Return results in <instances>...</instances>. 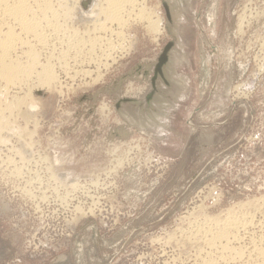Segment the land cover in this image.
I'll return each mask as SVG.
<instances>
[{"label":"rangeland","instance_id":"obj_1","mask_svg":"<svg viewBox=\"0 0 264 264\" xmlns=\"http://www.w3.org/2000/svg\"><path fill=\"white\" fill-rule=\"evenodd\" d=\"M90 4L13 30L56 75L4 95L28 119L0 99V264H264V0H137L97 31Z\"/></svg>","mask_w":264,"mask_h":264},{"label":"bare ground","instance_id":"obj_2","mask_svg":"<svg viewBox=\"0 0 264 264\" xmlns=\"http://www.w3.org/2000/svg\"><path fill=\"white\" fill-rule=\"evenodd\" d=\"M79 1V0H78ZM83 1V0H82ZM84 1H87V0H84ZM90 1V9L89 10H86L84 11L81 6H78L80 8V10L82 9V12L83 13H86L88 14V16L90 15L92 18L90 20H87L88 22L93 19V28H100L101 29H107L109 28V26L112 25V23L114 22H117L121 23V25L124 23L125 24V21H123V18H121L123 15V12L124 10H127L126 7L127 6H134L137 2V0H89ZM179 1V0H178ZM79 3V2H78ZM139 3V2H138ZM143 4V3H142ZM169 5V4H168ZM140 6V5H139ZM143 6H145L143 4ZM138 7V6H137ZM141 7V6H140ZM139 8V7H138ZM145 8V7H143ZM77 9V0H0V89L3 91V94L1 92L0 94V99L4 102V106H6L8 108V111L9 113H12L13 111H16V113L18 114V117L19 116H22L23 118H27L28 119V113H29V110H32L34 109L37 105L33 102H29L28 98V93L26 92L23 96H14L13 99L11 100H7L6 96L4 98V95L6 94V92L8 90H10L11 88H19L20 89V86H30V82H28L29 80H31L30 78L33 77V79L31 80L32 84H31V88L32 86L34 85H48L49 83H52L54 82V79H55V75H54V72L52 71V67H50L48 64H43L42 62L40 63L38 61V55L36 53V50L34 51L32 48V44H28L29 46H31V48H27L26 50H18L16 51L19 47H23L25 44V40H23V38H21V35L25 33L26 36L28 35H31V37L33 38L32 40L35 41L37 44H40L43 42V40H46L44 39V36H43V31L42 29V24L45 23L47 26H50V27H53L54 29V26L59 28V24L57 25L55 23V21L57 20V17L60 18V16L58 14H61V12L59 13V11H62L63 12V17L64 18H67L70 20V18H68L70 16V14H72V12L74 13L75 10ZM131 9V8H130ZM134 9V8H133ZM140 9V8H139ZM142 9V8H141ZM144 10V9H143ZM79 12V10H77ZM158 11V10H157ZM81 12V11H80ZM129 12V11H128ZM142 12V10H141ZM149 12V11H148ZM51 14V16L47 17L48 15L47 14ZM132 13V12H131ZM138 14H140V11L137 12ZM74 14H77L74 13ZM130 14V13H129ZM154 14V13H153ZM152 14V15H153ZM73 15V14H72ZM81 15H84V14H81L80 13V16H78V18L80 19L82 16ZM142 15V14H140ZM146 16L148 15L149 16V13L148 14H145ZM75 16V15H74ZM87 16V15H85ZM87 16V17H88ZM103 18L101 19L100 17ZM126 16H128L126 14ZM73 17V16H72ZM76 17V16H75ZM86 17V19H87ZM130 17V16H129ZM145 17V16H144ZM58 18V19H59ZM126 19L128 17H125ZM124 18V19H125ZM131 18V17H130ZM148 18V17H147ZM151 18V16H150ZM156 18L158 19V17L156 16ZM160 18V17H159ZM56 19V20H55ZM62 19V18H61ZM79 19L75 20L79 22ZM143 19V18H142ZM157 19H155L157 21ZM55 20V21H54ZM65 20V24L68 23V21L66 22V19ZM83 20V18H82ZM152 20V19H150ZM152 21L148 24H151V27L152 29L154 28L155 25L158 26V24L161 22H158L159 19H158V24H156V22ZM74 21V20H72ZM70 21V22H72ZM86 22V20H84ZM83 21V22H84ZM123 21V22H122ZM81 22V20H80ZM83 22H81V24H83ZM89 22V23H90ZM149 22V21H147ZM61 23V22H60ZM87 23V22H86ZM88 23V24H89ZM111 24V25H107V24ZM75 24V23H74ZM87 24V25H88ZM91 24V23H90ZM161 24V23H160ZM57 25V26H56ZM63 25V24H62ZM67 25V24H66ZM65 25V26H66ZM71 26V24H69ZM92 25V24H91ZM117 25V24H116ZM44 26V25H43ZM70 26H66L68 29L67 31L71 30L73 31V28ZM83 26V25H82ZM90 26V25H89ZM118 26V25H117ZM116 26V28H117ZM123 26V25H122ZM150 26V25H149ZM156 26V27H157ZM85 27V26H84ZM82 27V28H84ZM88 27V26H87ZM92 27V26H91ZM90 27V28H91ZM121 27V26H120ZM16 28L20 29L22 34L18 35L17 33H15V30ZM49 28V27H48ZM70 28V29H69ZM240 28V27H239ZM52 29V28H51ZM75 29V28H74ZM88 29V28H86ZM118 29V28H117ZM156 29V28H155ZM154 29V32H156L158 29H156L155 31ZM84 30V29H83ZM110 30V29H109ZM113 30V29H112ZM92 31V30H91ZM97 31V29H96ZM122 31V30H121ZM150 31V30H149ZM20 32V33H21ZM75 31L72 32V34L74 33ZM95 33V31H93ZM101 32V31H100ZM103 32V31H102ZM106 32V31H104ZM110 32V31H109ZM112 32V31H111ZM118 32V31H117ZM158 32V31H157ZM81 33V32H80ZM83 33V32H82ZM84 34H87L88 36V33H86L84 31ZM122 34V33H121ZM124 34V33H123ZM24 35V36H25ZM45 35V33H44ZM71 35V34H70ZM79 35V34H78ZM74 36L77 37L76 34H74ZM82 36H85L82 34ZM81 36V37H82ZM90 36V35H89ZM88 36V37H89ZM121 36V35H120ZM23 37V36H22ZM69 37V36H68ZM72 37V36H71ZM76 37H72L74 39H76ZM79 36V38H81ZM93 37V36H92ZM90 36V38H92ZM96 37V36H95ZM26 38V37H25ZM28 38V37H27ZM83 38V37H82ZM97 38V37H96ZM70 39V38H69ZM101 39V38H100ZM81 40V39H80ZM79 40V41H80ZM82 40H84L85 42V39L83 38ZM81 40V41H82ZM92 40V39H91ZM94 39L93 38V42H94ZM73 41V40H71ZM70 41V42H71ZM76 41V40H75ZM80 41V42H81ZM90 41V40H89ZM88 41V42H89ZM45 42V41H44ZM82 43L83 45L85 43ZM29 43V41L27 42ZM26 43V44H27ZM78 43V42H77ZM91 44V41L89 42ZM102 43V42H101ZM112 43V42H111ZM73 44V43H72ZM88 44V43H87ZM93 44V43H92ZM94 44H96L94 42ZM44 45V44H43ZM47 45V44H46ZM81 45V44H80ZM90 46V45H89ZM21 47V48H22ZM78 47H79V44H78ZM112 47H115L114 45H112ZM34 48V47H33ZM91 48V47H90ZM122 48V47H121ZM75 50V49H74ZM82 50V49H81ZM93 50V49H92ZM124 50V49H123ZM88 51V49H87ZM105 51V50H104ZM39 53V52H38ZM89 53V52H88ZM106 55V54H105ZM66 56V55H65ZM24 57L25 58V61L21 60V58ZM100 57V56H99ZM70 59V58H69ZM40 60V59H39ZM74 66V65H73ZM109 66V65H108ZM85 71V70H84ZM35 79V80H34ZM34 82H36V84H33ZM50 86V85H48ZM51 87V86H50ZM27 89V88H26ZM29 89V88H28ZM53 89V88H52ZM29 92V91H28ZM32 97V96H31ZM33 99V98H32ZM2 104V103H1ZM3 105V104H2ZM25 106L26 107V110H21L20 107L21 106ZM3 108V107H2ZM4 109H6L4 107ZM2 110V109H1ZM0 110V111H1ZM10 110V111H9ZM5 112V110H3ZM2 112V113H4ZM17 114H14L17 116ZM8 115V114H7ZM5 116V115H4ZM14 116V117H16ZM3 117V116H1ZM8 117V116H6ZM4 117V119H6V121L8 120V118ZM13 118V117H11ZM30 118V116H29ZM17 119V118H15ZM22 119V118H21ZM14 120V118H13ZM30 120V119H29ZM37 120V119H36ZM5 121V122H6ZM9 121V120H8ZM6 122V125L9 124V122ZM17 121V120H16ZM1 122H2V119H1ZM0 122V123H1ZM5 122H2L4 127L7 128L5 126ZM8 123V124H7ZM10 123H13V122H10ZM37 123V122H36ZM17 124V123H16ZM1 125V124H0ZM13 125V124H12ZM10 126V125H9ZM14 126V125H13ZM13 126H10V127H13ZM1 127H3L1 125ZM0 127V128H1ZM3 127V128H4ZM1 129L4 131V129ZM15 128V127H14ZM22 128V127H21ZM9 129V127H8ZM12 129V128H11ZM11 129H9L11 131ZM20 129V128H19ZM24 129V132L22 131V134H19V136L24 137L27 136V132L25 130V127L22 128V130ZM7 130V129H5ZM14 130V129H12ZM17 130V129H15ZM14 130V131H15ZM21 130V129H20ZM19 130V131H20ZM9 131V132H10ZM18 131V132H19ZM17 132V134H18ZM26 132V133H25ZM7 133V132H6ZM21 133V131H20ZM9 135V133H8ZM17 136V135H16ZM30 136V135H29ZM5 138V137H4ZM3 138H1L2 140ZM28 143H26V141H24L23 145H21L22 147L21 148H24V149H21L18 150V154L22 157L25 158V148L28 146L27 145ZM37 156V155H36ZM21 157V159H22ZM24 160V159H23ZM45 161V160H44ZM49 169V168H48ZM15 171V170H14ZM17 174V173H16ZM53 177V176H52ZM40 182V181H39ZM41 185V184H40ZM71 185V184H70ZM73 186V185H72ZM28 191V190H27ZM218 216V215H217ZM231 216V215H230ZM246 218V217H245ZM217 219V218H216ZM225 220V219H224ZM230 220V219H229ZM246 220V219H245ZM250 220V219H249ZM221 221V220H220ZM228 221V220H227ZM243 221V220H242ZM216 222V221H215ZM231 223H229V225L225 222L223 223H226V227H221L223 224H221L220 228L218 230H216V233H211L214 234L212 235V237H214L213 239L215 238H222V237H225L227 236V229L228 228H233L234 227H238L236 226L237 223H233V221H230ZM245 222V221H244ZM222 223V222H221ZM252 223V222H251ZM220 224V223H218ZM238 224H242L240 222H238ZM248 224V223H246ZM217 226V225H216ZM219 226V225H218ZM217 226V227H218ZM230 226V227H228ZM243 226V224H242ZM210 227V225H209ZM216 227V228H217ZM228 227V228H227ZM215 229V228H214ZM236 229V228H235ZM209 230V229H208ZM230 230V229H228ZM232 231V230H231ZM230 232V231H229ZM227 233V234H226ZM189 237V236H188ZM211 237V236H210ZM211 237V238H212ZM229 237V236H228ZM206 238V237H205ZM227 238V237H226ZM212 239V240H213ZM219 239V240H220ZM216 240V239H215ZM225 240V239H224ZM228 240V238H227ZM218 241V240H217ZM213 244V242H211ZM229 243V242H228ZM254 245V244H253ZM223 247V246H222ZM240 248V247H239ZM253 249V248H252ZM258 249V248H256ZM234 251V250H233ZM257 251V250H256ZM207 252V251H206ZM226 252V251H225ZM239 252V251H238ZM260 254L262 256H264V248L260 249ZM259 254V255H260ZM240 255V254H239ZM260 255V256H261ZM234 257V256H233ZM263 258V257H262ZM209 262V261H208ZM256 264V263H255Z\"/></svg>","mask_w":264,"mask_h":264},{"label":"water","instance_id":"obj_3","mask_svg":"<svg viewBox=\"0 0 264 264\" xmlns=\"http://www.w3.org/2000/svg\"><path fill=\"white\" fill-rule=\"evenodd\" d=\"M165 57H161L160 58V63H162L164 61Z\"/></svg>","mask_w":264,"mask_h":264}]
</instances>
